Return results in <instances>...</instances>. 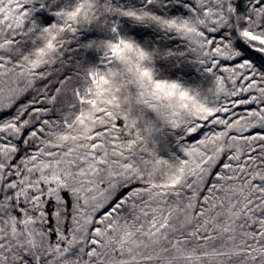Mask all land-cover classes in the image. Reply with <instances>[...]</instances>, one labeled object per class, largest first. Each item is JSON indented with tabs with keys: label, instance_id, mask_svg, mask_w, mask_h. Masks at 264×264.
<instances>
[{
	"label": "snow or ice",
	"instance_id": "1",
	"mask_svg": "<svg viewBox=\"0 0 264 264\" xmlns=\"http://www.w3.org/2000/svg\"><path fill=\"white\" fill-rule=\"evenodd\" d=\"M0 264H264V0H0Z\"/></svg>",
	"mask_w": 264,
	"mask_h": 264
}]
</instances>
